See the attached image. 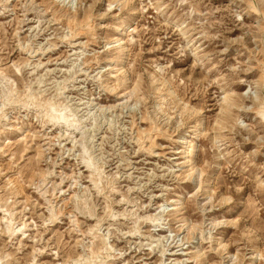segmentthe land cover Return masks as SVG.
<instances>
[{"label":"rangeland","instance_id":"1","mask_svg":"<svg viewBox=\"0 0 264 264\" xmlns=\"http://www.w3.org/2000/svg\"><path fill=\"white\" fill-rule=\"evenodd\" d=\"M263 48L264 0H0V264H264Z\"/></svg>","mask_w":264,"mask_h":264},{"label":"bare ground","instance_id":"2","mask_svg":"<svg viewBox=\"0 0 264 264\" xmlns=\"http://www.w3.org/2000/svg\"><path fill=\"white\" fill-rule=\"evenodd\" d=\"M116 44H117V46H121V45H123L124 43H123V41H122V39H120V40H118L117 42H116ZM264 49V48H263ZM264 52V51H263ZM263 54V53H262ZM178 202H176V204H177ZM224 247V246H223ZM251 259H252V257H251Z\"/></svg>","mask_w":264,"mask_h":264}]
</instances>
